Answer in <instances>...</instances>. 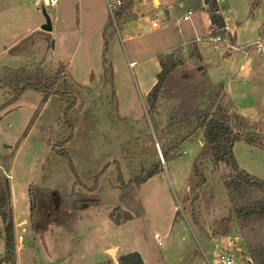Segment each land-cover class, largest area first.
<instances>
[{
    "label": "rangeland",
    "instance_id": "1",
    "mask_svg": "<svg viewBox=\"0 0 264 264\" xmlns=\"http://www.w3.org/2000/svg\"><path fill=\"white\" fill-rule=\"evenodd\" d=\"M35 1L0 0V72L29 64L54 71L64 63L73 81L84 87L71 85L74 103L54 94L40 105L43 95L27 89L2 107L11 93L0 86V155L14 152L8 173L18 226L16 264H95L111 259L109 248L117 258L137 251L146 264H223L219 253L230 254L234 264H249L235 229L225 241L217 235L211 240V232L228 212L224 179L232 169L226 164L213 169L211 159L204 160L206 182L191 203L202 129L181 146L179 156L166 162L161 158L164 169L140 185L143 216L121 225L109 217L123 205L119 186L130 177L131 145L141 141L137 155L153 151L146 100L161 69L159 57L172 51L186 54L193 39L209 37L207 11L197 7L196 0H133L135 15L116 25L112 18L108 32L113 35L105 44L103 30L112 16L107 1L112 0H57L44 7ZM255 2L219 0L231 30L220 35L240 49L204 38L198 42L203 62L189 63L180 73L223 82L232 107L260 121L264 135V57L256 44L260 41L264 49V0L251 11ZM43 8L53 24L52 31L42 30L45 34L40 31ZM185 14L189 21L183 20ZM23 22L34 30L22 41V32H17ZM20 41L21 51L12 53ZM105 60L113 68L112 82L102 80ZM156 149L160 155L158 143ZM233 154L239 169L264 180L263 148L238 140ZM30 186L37 189L39 202L35 228L29 219ZM74 191L86 205L62 197ZM4 237L0 218V258Z\"/></svg>",
    "mask_w": 264,
    "mask_h": 264
},
{
    "label": "trees",
    "instance_id": "2",
    "mask_svg": "<svg viewBox=\"0 0 264 264\" xmlns=\"http://www.w3.org/2000/svg\"><path fill=\"white\" fill-rule=\"evenodd\" d=\"M132 1H122L121 6L114 12V18L118 23H123L125 19L135 15L132 11ZM196 1L197 7L208 12L209 34L214 36L225 33L226 21L218 0ZM260 2L261 0H256L251 11ZM112 26L113 21L110 16L103 30L105 44L107 36L113 35L108 32ZM42 33L45 32L42 31ZM262 33L264 34V29ZM22 41L10 51L18 54L21 51L19 45ZM203 60L201 47L195 41L189 43L186 54L172 51L160 55L161 69L146 100L148 120L152 130L148 138L152 143L153 151L137 155L136 146L141 141L133 143L131 145L133 149L127 144L128 148L132 149L128 151L127 156L130 177L127 181H122L119 186L120 201L125 205L116 206L109 213V217L114 224L121 225L143 216L145 208L138 196L140 185L161 172L164 169V162L179 156L181 146L186 141L194 139L202 129L203 149L193 165L192 181L194 182L190 191L191 203L194 204L199 195L198 189L206 182L204 160L210 158L213 169H218L221 164L229 166L232 171L224 179L229 202L228 212L218 221L211 236H226L235 229V233L244 244L247 260H250L251 264H264V180L244 169H239L233 154L234 144L238 140H244L250 145L264 149L261 122L251 120L232 107V101L223 82H214L207 76L199 79L186 78L180 73L181 69L189 63L200 65ZM105 62L102 80L112 82L113 68L106 60ZM67 69L68 66L64 63L54 71H46L39 64L4 68L0 72V86L10 91L11 98L2 107L14 103L27 89L36 90L43 95L40 105L54 94L69 98L72 103L76 102L71 85L76 84L82 87L84 85L73 81ZM32 121L33 118L23 136L28 132ZM156 143L159 144L164 162L156 149ZM62 153L66 154L65 151ZM13 155V151L0 155V218L5 236L4 253L0 258V264H16V230L8 173ZM36 190L35 187L30 186L28 192L29 219L33 226L36 225L39 209ZM62 197L72 203L86 205V200L75 191L71 194H63ZM118 260L120 264H146L137 251L123 254ZM95 264H114V262L109 259Z\"/></svg>",
    "mask_w": 264,
    "mask_h": 264
},
{
    "label": "built area",
    "instance_id": "3",
    "mask_svg": "<svg viewBox=\"0 0 264 264\" xmlns=\"http://www.w3.org/2000/svg\"><path fill=\"white\" fill-rule=\"evenodd\" d=\"M56 1L57 0H36L35 4L37 6H52L56 3ZM121 4H122V0L107 1L108 9L110 10V12L112 14L111 17L114 20H115L114 12L117 10V8L119 6H121ZM187 19H189V15L185 14L183 16V20H187ZM115 25H116V20H115ZM152 25L155 26L156 22L154 21L152 23ZM228 31H229V26H228V23L226 22L225 33H227ZM204 38H205V40L210 41V42H221V43L225 44L228 49H231V48L240 49V47H237V46L231 44V42L229 40H225V38H223L220 34L214 35V36L210 35L209 37H204ZM202 40H203L202 38H196L194 41L198 43V42H201ZM256 44H257V51L259 53H262L263 57H264V49H263L262 43L260 41H258ZM154 237L157 240L158 244L161 245L162 239H161V236L159 235V233H155ZM18 239H19V241H22L23 236L19 235ZM218 256L220 257V260L223 264H234V262L232 261V259L230 257V254L219 253Z\"/></svg>",
    "mask_w": 264,
    "mask_h": 264
},
{
    "label": "crops",
    "instance_id": "4",
    "mask_svg": "<svg viewBox=\"0 0 264 264\" xmlns=\"http://www.w3.org/2000/svg\"><path fill=\"white\" fill-rule=\"evenodd\" d=\"M158 2L159 1H157L156 0V4H158ZM218 2H219V0H218ZM220 5V7H221V4H219ZM205 10V9H204ZM208 13V12H207ZM223 14V13H222ZM224 16V15H223ZM208 17H209V15H208ZM225 18V17H224ZM190 20V17H189V19H187V20H184V21H189ZM24 23V25L22 26V28H21V30L20 31H18L17 33H19V32H22L21 34H22V40H24V39H26V38H28V36L30 35V33L34 30L31 26H30V24H27L26 22H23ZM209 27H210V19H209ZM40 31H41V29H40ZM231 30H230V27H229V31L228 32H230ZM210 32V31H209ZM227 32V33H228ZM226 33V34H227ZM45 34V33H44ZM234 34V33H233ZM197 38H200V37H197ZM236 38V36H235V34H234V38H233V40ZM196 39V38H195ZM195 39H193V41L195 40ZM202 39H204V38H202ZM225 40H229L227 37L225 38ZM235 41V40H234ZM199 45V44H198ZM201 47V46H200ZM202 50V49H201ZM197 69H200V68H198L197 67ZM155 82H156V80H155ZM154 82V83H155ZM87 83V82H86ZM10 177H11V175H10ZM9 177V178H10ZM10 180H11V178H10ZM11 190H12V186H11ZM12 203H13V207H14V203H15V198L13 197V191H12ZM14 219H17V216H16V212H15V210H14ZM23 221H25V220H23ZM17 227L18 226H15V230H17ZM16 234H17V231H16ZM214 237L215 236H211V240L212 239H214ZM228 237V235H226V236H221V238H222V241H225L226 240V238ZM235 238L237 239V240H239L240 241V239H239V237H238V235L236 234L235 235ZM231 245H232V242L231 241H229L228 242V248H230L231 247ZM18 261H19V258H18ZM19 263V262H18ZM248 263L249 264H251V262H250V260L248 261Z\"/></svg>",
    "mask_w": 264,
    "mask_h": 264
},
{
    "label": "water",
    "instance_id": "5",
    "mask_svg": "<svg viewBox=\"0 0 264 264\" xmlns=\"http://www.w3.org/2000/svg\"><path fill=\"white\" fill-rule=\"evenodd\" d=\"M42 12H43V15L45 17V21L40 26L41 30L46 31V32L52 31L53 30V24H52V20H51L49 14L46 12V10L44 8H43ZM159 152H160V155H161V151L160 150H159ZM161 158H162V155H161ZM107 253L110 256L111 260L114 262V264H120L119 260L117 258L115 249L109 248L107 250Z\"/></svg>",
    "mask_w": 264,
    "mask_h": 264
}]
</instances>
